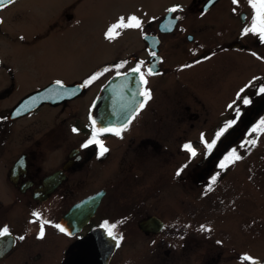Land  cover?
Wrapping results in <instances>:
<instances>
[{
	"label": "flooded vegetation",
	"instance_id": "obj_1",
	"mask_svg": "<svg viewBox=\"0 0 264 264\" xmlns=\"http://www.w3.org/2000/svg\"><path fill=\"white\" fill-rule=\"evenodd\" d=\"M20 1L15 0L14 3L0 6V12ZM207 1L209 0H192V6L185 12L178 11L179 15L176 17H180V19H176L174 29L166 34L160 32L159 26L169 11L162 14L158 20L150 19L146 21L142 27V34L143 36L150 35L157 38L158 44L156 46L157 52L155 57L150 54L153 50L145 44L143 47L146 52L144 60L137 59L136 57H128L116 61L115 64H104L95 74L102 72L105 68H109L110 71L104 72L103 75L99 76L87 86L84 85V82L92 76L83 81H76L71 84H66L62 78H52L42 85H36L34 88L18 92L15 68L10 65L6 54L1 49L5 44V38L8 36V30L5 28H9V23H12V21L9 20V23L8 21L0 22V103L2 105L0 109V230L7 226L10 232V236L0 237V264H68L71 255L77 250L78 243L81 240L85 239L89 234L107 229V227H101L105 221L108 222V225L117 224V218L112 222L103 218L110 210L119 212L117 216L119 220L124 215L131 217L130 214L134 211L140 213L151 210L160 212L163 215L165 209L164 202L161 198L163 197L164 193L162 192L165 188L162 184L165 183L162 179L165 177V172H157L149 176V174L138 173L137 171L143 167L146 169L150 167L157 171L160 169V164L164 162L162 157L153 158L154 161L151 158L148 159L150 150L155 149V154L158 151L161 152L162 146L160 142L162 138L168 137L171 139L178 132L179 123L176 122L175 130H171L169 124H165L166 128L161 127L159 122L166 123L167 115L161 119L156 117L157 92H152L151 79L156 76L169 75L170 73H183L194 68L198 63L197 61L199 63L205 61L214 64H227L225 66V72H227L228 78L232 71L238 73L246 71L250 73L251 75L247 78L246 82L247 84L253 85L247 86L246 84H242L239 87L238 93L241 94V89L244 91L249 89L251 91L247 97L248 99L254 92L259 97L257 101L253 99L255 104L251 107L248 114L242 118L238 128H229L220 138V141L218 142L217 140L216 146L211 151L207 149L206 159L202 164L206 165L193 179L195 184L205 185V187V181L210 182L213 180L212 172L215 169V162L220 164L226 151L242 137L243 130L250 126L254 119L264 114V97L261 96L264 93H260L259 91L260 88L264 87V80L262 83L255 85V82L258 80L256 73L259 72L256 62H260L264 66V43H261L255 35H242L243 29L251 26V20L254 14L250 5H246L239 11L238 16L237 14L234 15L237 17L234 18L236 24L232 28L231 36L234 35L232 40L228 41L222 36H217L214 39L215 44L212 47H205L200 50L197 56L198 58L196 57L191 61L186 59L182 62L181 59L185 56L178 49L181 32L179 34L176 32V29L179 24L183 23L191 15H198L197 18L199 19H201L199 16L204 17L210 11L209 8L202 12V8ZM220 1L222 0L217 1V3ZM235 8L237 9L238 7ZM176 17H173V14H171L170 19H175ZM52 25L48 26L43 33L35 34L33 38H42L41 36H44L49 30H52ZM197 27L200 29L197 30ZM180 30L185 34L188 43L198 44L199 41L195 39L193 34L187 33V30L195 33L203 30V27L191 25L187 29L184 26ZM166 38L175 42L172 44V48L173 50H178L180 53L178 60L173 63L178 65L170 68L163 66L164 56L160 54ZM209 40L211 41L213 38ZM207 50L211 51L206 52ZM202 52L206 53L201 54ZM252 53H256V55L253 56ZM157 57L159 61L156 63ZM233 57H237L239 62L234 61L232 59ZM226 58H229L230 61L228 60L222 63ZM140 61L144 62L141 66V72L144 73V78L148 81L147 84H144L143 92L150 90L152 98L143 108L140 107L138 109L131 121L127 124V128L122 131L121 136L118 137L111 132H106L98 137L109 150L103 156L99 154L100 150L97 145H90L88 148H83L82 145L92 136L93 125L89 117L91 116L92 120L95 118V111L92 109L95 102L103 97V91L108 83L114 77L118 76L117 71L121 75L123 73H130V70L135 68ZM128 62L134 64L132 65V63ZM121 63L124 66L117 70L115 65ZM185 65L192 66L185 67ZM149 67H153L159 75H147ZM138 74L140 77V73ZM204 80L206 79L201 80V84H195L184 79L173 80L174 84L177 85L178 82L181 84L180 89L174 87L173 90L170 88L171 86L165 85L161 94L171 98L168 103L167 114L170 111L169 106L172 105L176 107V110L171 109L170 115L174 116L175 113L176 120H180V114H178L179 109L184 108L183 110L186 113L185 120L187 118L189 121H195L199 118V111H203V105L210 111V100H205L202 92V90L204 91L206 89L203 83ZM56 81H61L64 88L60 89ZM74 84L78 85L77 88L80 90V93L75 95L61 94L65 93V85L72 86ZM193 86L203 104L202 108L198 110H192L189 107L192 104L189 105L184 102V100L189 98L195 106V98L191 95L184 96L182 93L185 89ZM127 90L126 85L125 91L127 92ZM72 91L70 90L68 93ZM75 92L77 91L75 90ZM130 93V97L133 96ZM12 95H16L17 97L11 98ZM244 97L246 96L240 99V108L252 104H243L242 98ZM176 104L177 106H175ZM17 112L20 115H17ZM180 113H182V110ZM241 114L243 115L240 110ZM227 118H229V121L235 119L237 121L236 123H238L236 111L231 119L229 116L226 118L222 117L221 121ZM149 120L155 121L154 127L150 130L155 132L153 137L145 135V128L149 130L152 127L148 123ZM228 122L224 123L223 121L221 124L215 123L217 127L213 132L212 138L206 139L203 136L205 138L204 140L211 142L215 139L216 133ZM195 126L197 125L194 124L190 130H197L198 128H194ZM159 127L161 130L158 132ZM214 127V125L211 127L202 126L200 129L207 132V130L212 131ZM73 128L78 129V131L73 132ZM130 128H136L140 137L136 139L131 138L135 130L130 131ZM182 130L189 131L181 127L178 139L186 140L181 141V145L178 147V139H175L174 146H177V149L179 148L176 150V154H180V156L184 155L185 159L187 157L193 158L183 146L185 144H191L198 155V150L194 142L199 139V142L204 144L201 142L202 135L197 136L195 139L188 138L180 133ZM156 132L160 139L156 140L154 138ZM231 132H239L238 139L229 145L220 156L212 157L219 143ZM126 138H128L127 141ZM134 158L135 163L132 161ZM187 161L189 160L187 159ZM183 167L186 168L179 161L173 165L169 184H172L174 181L177 184H181L182 178L180 179V177L182 176V171L179 176L176 173ZM134 170L135 175H133ZM145 177L155 179L149 182ZM189 179L190 177L188 181ZM185 186L191 192H194L196 189V186L191 187L187 183ZM200 193L204 194V191L200 189ZM147 196H151L150 204L145 199ZM83 202L88 203V210L84 212V214H87L83 217L87 218V221L83 223L79 231H76V228L79 227V220L80 224H82V218L78 217V220H73L71 224L69 221L65 223L64 219L73 207H77ZM183 209L186 210L185 208ZM102 210L105 212L104 215L101 214ZM184 210L180 213H183ZM34 212L40 214L39 219L33 216ZM91 212L93 213L91 214ZM168 212H172V209ZM160 214H158L159 216L151 215L137 222H126L125 226L129 225L131 229L138 230L145 237L159 238L158 240L163 244L165 231L178 227L182 218L177 217L170 224ZM151 217L159 219L163 224L162 230L157 234L145 233L139 229V223ZM43 221H49V223L44 224V236L40 238V225ZM198 224L200 227H206L207 222ZM55 225H60L64 229L66 228V232L69 234L59 231ZM112 234L119 241L120 246L123 237L118 236L113 231ZM21 236L24 237L23 240L19 239ZM119 246H117L116 250ZM116 250L111 254V257L115 254Z\"/></svg>",
	"mask_w": 264,
	"mask_h": 264
},
{
	"label": "rangeland",
	"instance_id": "obj_2",
	"mask_svg": "<svg viewBox=\"0 0 264 264\" xmlns=\"http://www.w3.org/2000/svg\"><path fill=\"white\" fill-rule=\"evenodd\" d=\"M191 1L21 0L0 12L1 21H8V23L9 20L12 21L9 23V28H5L8 30V36L1 49L6 54L10 65L15 68L18 92L42 85L52 78H62L66 84L83 81L93 76L104 64H115L114 61L128 57L144 60L146 52L143 48V24L150 19L158 20L172 7H177L182 9V11H178L185 12L192 6ZM246 5H249L248 0H239L238 5H234L232 0H222L214 4L204 17L199 16L201 19L197 18L198 15H191L179 24L176 32H181V34L179 33V48H177L185 56L182 57V62L186 59L191 61L198 56L200 50L212 47L217 36H222L228 41L232 40L234 35L231 36V32L236 24L234 18ZM178 11L172 13L173 17L179 15ZM236 14L237 16H234ZM130 16L138 17L142 22V27L115 29L114 32H118L119 35L111 40L105 38L109 27L117 23L120 17H124L127 22V18ZM50 25H52V30L41 36L42 38H33L35 34L43 33ZM191 25L203 27V30L195 33L187 30V33L193 34L199 41L198 44L188 43L185 34L180 30L184 26L187 29ZM198 29L200 28L197 27ZM212 38L213 40L210 41L209 39ZM173 43H175L173 40L166 38L160 52L164 56L163 66L167 68L178 65L173 63L180 57L178 50H173ZM208 51L211 50L206 52ZM229 58H226L222 63L227 62ZM232 59L239 62L237 57ZM256 64H258L259 72L256 73L258 80L255 85L264 80V66L260 62H256ZM226 65L204 61L183 73H170L151 79L152 92H157L156 117L161 119L167 115L166 123L159 122L161 127L166 128L165 124H169L170 127L169 125L168 127L175 130L177 122L179 130L171 139L162 138L161 152L158 151L155 154V149L150 150L148 159L151 158L154 161L153 158L162 157L164 162L160 164V169L157 171L150 167L146 169L138 166L137 172L149 174V176L157 172H165V177L162 178L165 181L162 183L165 188L162 192L164 193L163 197L161 196L165 212L161 215L160 212L151 210L140 213L134 211L130 214V218L124 215L119 220L118 211H108L103 218L109 222L117 218L116 227L112 231L123 237L109 264H249V262L241 261V257L244 255H249L260 264H264V125H260V121L264 120V114L254 119L253 123L243 130L242 137L226 151L220 164L215 162V169L212 172L215 182L213 180L205 181L207 188L205 185L195 184L193 179L206 165H202L206 159V146L197 139L194 142L198 150L196 157L185 159L184 155L176 154V150L179 149L177 146L179 147L181 141L186 140L178 139L181 127L189 130L180 132L184 137L195 139L203 134L206 139H211L217 127L215 123L228 122L229 118L221 121L222 117L229 116L231 119L236 108H240V99L237 98L239 87L242 84L253 85L247 84V78L251 74L246 71L241 73L232 71L228 78V74L225 72ZM179 79L195 84H201V80L206 79L203 82L206 89L202 92L205 100H210L211 112L202 104L193 86L185 89L182 93L184 96L191 95L195 98V106L189 98L184 100L185 104H192L189 106L192 110L201 109L203 105V111H199L198 120L189 121L187 118L185 120L184 108L179 109L180 120H176L175 113L174 116L170 115L171 109L176 110V107L172 105L169 106L170 111L167 114L171 98L163 96L161 91L165 85L171 86L172 90L174 87L180 89L179 82L177 85L173 83V80ZM261 85L263 86V84ZM250 91L246 89L239 95L248 97ZM261 96L264 97V95ZM15 97L17 96H11V98ZM249 99L252 104L240 108L243 115H240L238 123L234 124L233 128H238L242 118L255 104L253 99L257 101L259 97L254 92ZM229 105L232 107L230 108ZM1 107L0 103V109ZM181 110L182 113H180ZM148 123L152 127L149 130L145 128V135L153 137L155 132L150 130L154 127L155 121L149 120ZM194 124L197 125L194 128L198 129L192 131L190 129ZM212 125L215 126L212 131L207 130L206 132L200 129L202 126L211 127ZM254 128L257 131L253 132ZM129 130H135L131 138L140 137L136 128ZM160 130L159 127L158 132ZM154 138L160 139L157 132ZM175 139H178L177 143L179 142L177 146H174ZM251 141H255V143L253 144ZM234 149L235 154L239 155L241 159L235 160L234 157L229 156ZM226 157L228 159H225ZM187 159L189 161L186 162ZM132 161L135 163V158ZM177 161L181 162L182 166L187 165L186 168L183 167L180 177V179L182 178L181 184H177L175 181L169 184L173 165ZM190 162L192 163L190 164ZM222 163H226L224 167H221ZM134 172L135 170L133 175H135ZM185 178L187 179L185 180ZM145 179L151 182L155 178L145 177ZM186 183L191 187L196 186L194 192L185 186ZM200 189L204 191V194L200 193ZM145 199L150 204L151 196H147ZM171 209L172 212H168ZM182 210L184 212L180 213ZM104 213L102 210L101 214L104 215ZM158 214L164 216L165 221L170 224L177 217L182 218L178 227L165 231L163 244L158 240L159 238L145 237L138 230L131 229L129 225L125 226L126 222H137L151 215L159 216ZM205 221L207 222L205 228L211 229V231L201 230L198 223ZM193 239L196 240L193 241Z\"/></svg>",
	"mask_w": 264,
	"mask_h": 264
},
{
	"label": "water",
	"instance_id": "obj_3",
	"mask_svg": "<svg viewBox=\"0 0 264 264\" xmlns=\"http://www.w3.org/2000/svg\"><path fill=\"white\" fill-rule=\"evenodd\" d=\"M217 1L219 0H209L203 6L202 12L208 10L211 6L216 4ZM171 14L172 13L169 12L161 21L159 26L161 33H169L174 29L177 20L170 19ZM144 40L147 42L151 50L157 52L156 46L158 40L155 36H145ZM158 61L159 58L157 57L156 63ZM138 78V73L135 75L130 73L127 76L116 77L108 83L103 91V97L99 99L100 103L99 100L96 101L92 108L93 111H95V118L93 120L96 121L95 127L97 129L120 128L126 122L128 124L129 121H131L140 108L139 105L143 100V96L140 95V93L143 92V84ZM126 85L128 88L127 92L125 91ZM77 86L78 85L76 84L72 86L65 85V93H68L70 90H76L77 92H75V94L80 93ZM129 93L133 96L129 97ZM239 135V132H231L227 134L216 147L212 157L220 156L229 145L238 139ZM85 210H88V203L86 202L81 203L77 207H73L66 215L64 219L65 223L69 221L71 224L73 220H78V217L82 218V224H80L79 220V227L76 228V231H79L83 223H86L87 221V218H83L87 214H84ZM92 213L93 212H91V214ZM162 228L163 224L155 217H151L150 219L139 223V229L145 233L157 234ZM117 241V239H113L108 235V230L106 229H102L97 233L89 234L85 239L78 243V248L71 255L68 264H108L111 253L117 248Z\"/></svg>",
	"mask_w": 264,
	"mask_h": 264
},
{
	"label": "snow or ice",
	"instance_id": "obj_4",
	"mask_svg": "<svg viewBox=\"0 0 264 264\" xmlns=\"http://www.w3.org/2000/svg\"><path fill=\"white\" fill-rule=\"evenodd\" d=\"M15 0H0V6H3V5H6V4H10V3H14ZM232 3L234 5H238L239 3V0H232ZM248 3L250 5V7L253 9L254 11V14H253V17H252V20H251V26L250 27H245L242 31V35H248V34H252V35H255L258 37L259 41L261 43H264V0H248ZM178 10H181L182 9H178L177 7H173V8H170L168 9V11L170 13H174ZM235 11V9H234ZM175 19H180V17H176ZM2 22V21H0ZM142 27V22L139 20L138 17L136 16H130L127 18V22H125V18L124 17H120L119 20L117 21V23L111 25L108 29V31L105 33V38L106 39H114L117 35H119L118 32H114L115 29H130V28H141ZM153 57H155L156 53L153 51L150 53ZM253 56L256 55V53H252ZM257 58H260V57H257ZM199 63V61H197ZM144 64L143 61H140L137 66L135 68H132L130 71L133 75H135L136 73H140V81L143 83V84H147L148 81L144 78V73L141 72V66ZM124 65L123 63L121 64H117L115 65V68L117 70H119L120 68H122ZM192 65H185V67H191ZM110 71L109 68H105L102 72H98L96 73L95 75H93L89 80H86L84 82V85L87 86L89 84L92 83V81L96 80L99 76L103 75L104 72H108ZM117 75H121V73L119 71H117ZM123 75L127 76L128 73H123ZM147 75L151 76V75H159L158 72H156L154 70L153 67H149L148 70H147ZM56 84L60 86V89H63L64 86L62 84L61 81H56ZM244 90L241 89V92H243ZM260 93H264V87L260 88ZM61 94H67V95H72V94H75V90H73L71 93H61ZM140 95H142L144 97V100L142 103H140V107L143 108L144 105L152 98L151 96V92L150 90H146L142 93H140ZM237 98L238 99H241L239 93L237 94ZM242 103L247 105L249 103H251V101L247 98V97H244L242 98ZM229 107L231 108L232 105H229ZM27 110V109H26ZM17 115H20L19 112L16 113ZM236 117L237 119L240 117V109L237 107L236 108ZM92 125H93V129H92V136L91 138H89L83 145L82 147L83 148H88L90 145H97L99 147V150H100V155L103 156L106 152H108V148L104 146L103 144V141L99 140L98 137L103 134V133H106V132H111L113 135H116V136H121V133L122 131H124L126 128H127V122L120 128H99L97 129L95 127L96 125V121L95 120H92L91 116L89 117ZM130 122V121H129ZM237 121L234 119V120H231L229 121L224 127H222L217 133H216V136H215V139H213L211 142H207L204 140V137H203V134L201 136V142L205 144L206 148L211 151L213 149V147L216 145V142L217 140L220 139V137H222L225 132L231 128ZM260 125H264V120H261L260 121ZM259 127V126H258ZM73 132H77L78 129L76 128H73L72 129ZM257 131L256 128L253 129V132ZM251 143H255V141H251ZM184 149L186 151H188L191 156H196L197 153H196V150L192 147L191 144H185L184 146ZM229 156H232L234 157L235 160H239L241 159V157L239 155H236L235 154V149L233 150L232 153L229 154ZM225 159H228L227 157ZM187 165H185L186 167ZM225 165L222 163L221 164V167H224ZM181 171H183V168H181L180 170L177 171L176 175L179 176ZM213 182H215V177H213ZM33 216L37 217L39 219L40 217V214L37 213V212H34L33 213ZM46 223H49V221H43L40 225V233H39V237L40 238H43L44 236V224ZM56 228L59 229V231L61 232H64L65 234H69L66 232V230L60 226V225H55ZM101 227H107L108 229V235L111 236L113 239H115V237L112 235V229H114L116 227L115 224H112V225H108V222L105 221L103 225H101ZM201 230L203 231H211V229H207L205 228L204 226H201ZM10 236V232H9V229L7 226L3 227L2 230H0V237H4V236ZM19 239L23 240L24 237L21 236ZM122 239V237H121ZM219 243V241H218ZM116 246H119V241H117V245ZM241 261L242 262H249V264H259L258 261H256L254 258H252L251 256L249 255H244L241 257Z\"/></svg>",
	"mask_w": 264,
	"mask_h": 264
}]
</instances>
